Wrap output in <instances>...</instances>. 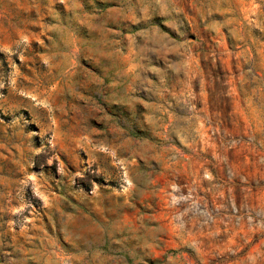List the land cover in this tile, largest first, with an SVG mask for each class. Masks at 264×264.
Here are the masks:
<instances>
[{"label":"rangeland","instance_id":"rangeland-1","mask_svg":"<svg viewBox=\"0 0 264 264\" xmlns=\"http://www.w3.org/2000/svg\"><path fill=\"white\" fill-rule=\"evenodd\" d=\"M0 264H264V0H0Z\"/></svg>","mask_w":264,"mask_h":264}]
</instances>
